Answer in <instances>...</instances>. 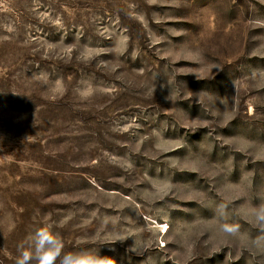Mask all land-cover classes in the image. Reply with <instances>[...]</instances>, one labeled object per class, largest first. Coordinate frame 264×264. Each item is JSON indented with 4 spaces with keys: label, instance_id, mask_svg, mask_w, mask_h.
<instances>
[{
    "label": "rangeland",
    "instance_id": "obj_1",
    "mask_svg": "<svg viewBox=\"0 0 264 264\" xmlns=\"http://www.w3.org/2000/svg\"><path fill=\"white\" fill-rule=\"evenodd\" d=\"M261 206L264 0H0V264L46 224L110 264H264Z\"/></svg>",
    "mask_w": 264,
    "mask_h": 264
},
{
    "label": "clouds",
    "instance_id": "obj_2",
    "mask_svg": "<svg viewBox=\"0 0 264 264\" xmlns=\"http://www.w3.org/2000/svg\"><path fill=\"white\" fill-rule=\"evenodd\" d=\"M255 215L257 221L264 224V206L257 209ZM222 230L229 235H237L240 225L224 223ZM256 243L260 244L261 240L258 238ZM33 261L35 264H110V258L90 251H65L63 237L59 232L53 231L51 224L38 228L32 234L31 243L27 247L20 246L15 264H33Z\"/></svg>",
    "mask_w": 264,
    "mask_h": 264
}]
</instances>
